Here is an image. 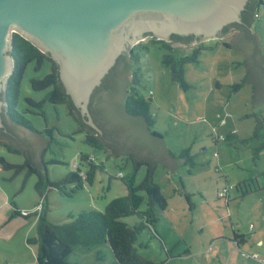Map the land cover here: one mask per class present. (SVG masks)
<instances>
[{"label": "rangeland", "instance_id": "1", "mask_svg": "<svg viewBox=\"0 0 264 264\" xmlns=\"http://www.w3.org/2000/svg\"><path fill=\"white\" fill-rule=\"evenodd\" d=\"M253 25L252 32L260 40L264 70V4L259 6ZM234 33L237 31L228 30L221 38L173 50L150 42L155 36L148 35L139 41L134 55L128 56L125 75L131 74V81L138 69L139 82L135 86L151 100L154 122L146 129L163 139L172 158H186L172 173L156 162L153 180L167 206L155 223L158 234L146 226L135 241L140 255L159 264H264V110L260 121L252 106L253 86L241 82L245 76L244 55L224 40ZM196 45H203L204 50L197 61L183 64L184 87L173 79L164 54L187 56ZM50 69L47 60L37 70L34 61L27 64L16 106L35 128L47 126L52 130V141L45 144L43 155L44 160H56L46 165L49 178H62L75 169V163L84 169L80 160L83 153L93 155L102 167H97L91 184L67 193L51 188L44 199L35 189V174L26 175L25 169L15 173L0 164V264L36 263V245L27 241L37 234L36 213L25 217L19 212L14 214L15 208L30 210L42 200L48 206L47 218L56 224L65 223L80 211L103 210L108 201L126 194L119 174L133 173L129 153L114 156L110 150L92 148L84 141V133L78 132L65 104L46 102L44 115L25 111L26 97L40 100L49 89L35 91L30 80L42 78ZM236 83L241 87L234 91L232 85ZM183 150L187 151L181 154ZM25 156L23 150L10 151L0 143V158L7 162L22 163ZM145 173L146 166H139L134 183L138 184ZM137 193L143 197L137 209L144 210L145 193ZM122 220L132 225L140 218L134 214ZM236 234L247 240L242 242ZM67 260L76 264H117L108 244L76 250Z\"/></svg>", "mask_w": 264, "mask_h": 264}, {"label": "water", "instance_id": "2", "mask_svg": "<svg viewBox=\"0 0 264 264\" xmlns=\"http://www.w3.org/2000/svg\"><path fill=\"white\" fill-rule=\"evenodd\" d=\"M247 1L0 0V92L5 90L7 79L13 72L11 39L13 33H19L56 61L65 92L79 108L86 123L101 133L90 113L89 103L93 92L115 66V76H111L93 97V106L99 110L100 119L116 134L120 145L130 146L147 156L154 167L160 162L167 167V173L177 172V167L186 158H172L163 139L151 135L141 117L127 115L122 109L123 88L131 79V74L125 75L129 70V64L125 66L128 52L148 35L169 42L172 47L221 38L225 26L241 22V12ZM172 34L191 35L195 39L190 43L170 41ZM256 37L258 54L253 50L252 42L238 32L224 40L244 55V78L248 80L242 83H250L256 88L252 106L261 121L264 70L261 69L260 40L257 34ZM122 54H126L125 59L117 62ZM5 106V101L0 98V127L3 126ZM20 134L21 139L37 144L36 154L48 142L41 135L37 139L33 133ZM28 142L20 145V149L31 156L35 148Z\"/></svg>", "mask_w": 264, "mask_h": 264}, {"label": "trees", "instance_id": "3", "mask_svg": "<svg viewBox=\"0 0 264 264\" xmlns=\"http://www.w3.org/2000/svg\"><path fill=\"white\" fill-rule=\"evenodd\" d=\"M264 4V0H248L244 10L241 12V22H233L225 26L222 30H236L241 36L249 39L253 44V50L258 54L259 42L256 34L252 32L254 18L258 14V8ZM192 38L189 36H181L172 34L171 40L187 43ZM150 42L158 43L163 47L173 50L169 42L150 38ZM226 46L229 44L223 42ZM130 49L128 56H133V51L136 46ZM204 50L203 45H196L192 49L191 54L182 57H175L171 52L164 54V62L171 66L172 77L181 83L182 86L187 87L184 81L183 64L186 61H197V57ZM10 54L13 57L14 68L13 72L7 79L6 87L3 92H0V98L5 101L6 106L2 112L3 126L0 127V143L4 144L10 151L17 152L20 145L24 146L25 141L21 139L20 133H33L37 139L41 136L47 139V143L52 141V130L45 127L39 130L34 127L31 120H29L24 112L17 109V102L20 93V82L24 70L30 62H35V70L39 69L45 60L51 64L50 71L42 78H32L30 80L31 87L35 91L48 89L42 99L35 100L32 97H26L27 112H35L44 115L43 105L48 102L53 105L65 104L68 114L72 116L75 123L78 125V132L84 133V141L92 148L110 150L111 153H129L132 160L133 173L129 175H122L120 178L127 188L126 194L114 197L106 204L103 210L89 209L77 213V215L70 221L56 224L47 218L48 206L43 201V206L40 211L36 213V236L28 238L29 243L36 245V263L35 264H76L67 260L68 256L79 249L90 248L93 246L108 244L113 254L114 260L117 264H159L142 255H140L135 247L137 235L144 227H150L156 234L155 223L160 211H163L167 206V201L161 193L160 187L153 180L154 164L150 162V158L140 154L134 148L126 145H120L119 138L113 134L107 123L100 119L99 110L93 106V97L95 92L105 85L111 76H115L114 67L103 78L101 85L93 92L89 103V110L93 120L101 128L99 133L93 127L86 123L85 118L81 115L80 110L70 96L65 92V89L59 79L58 65L51 56L41 51L31 41L26 39L19 33H13L11 39ZM126 54H122L117 59V62L125 59ZM116 65V64H115ZM128 63H125L127 66ZM257 65V66H256ZM256 68H260L255 64ZM262 68V67H261ZM138 69L132 74V80L125 85L122 109L125 114L130 116H139L145 122L147 128L154 122L150 115V98L144 97L135 84H138ZM246 77L242 78L241 82H245ZM120 81V80H119ZM121 83V81H120ZM234 91L240 87V83L232 85ZM256 88L253 87V95H255ZM109 93V92H108ZM114 94V91L111 95ZM100 106V105H99ZM101 110L103 107H100ZM33 109L39 111H34ZM148 130V129H147ZM21 131V132H20ZM153 136H157L151 130ZM234 133V132H233ZM29 143V142H28ZM39 143L40 140H39ZM35 144V143H34ZM30 144L35 148V152L30 155L26 154L22 163L7 162L4 158H0V164L4 169H13L15 173L25 169L26 175L35 174L37 180L35 182V189L40 196L46 199L47 192L51 188H56L64 193L79 189L83 184H91L94 180L97 167H102L93 155L81 154L80 160L84 162L85 168L82 169L81 164L75 163L73 170L69 171L62 178L50 179L47 171V163L56 162L55 159L44 160L43 155L46 147L41 148L40 161L36 157V145ZM44 144V143H42ZM124 150V151H123ZM22 151V150H21ZM187 150H183L181 154ZM141 165L146 166V173L143 179L138 183H134L135 172ZM67 186H72L66 189ZM138 191H143L146 197V208L138 210V205L142 201V195ZM16 214V208L13 210ZM137 215L140 220L134 224H128L123 221V217L130 215ZM29 216V215H27ZM26 217V216H25ZM237 238H243V235H237ZM160 240L162 238L160 236Z\"/></svg>", "mask_w": 264, "mask_h": 264}, {"label": "built area", "instance_id": "4", "mask_svg": "<svg viewBox=\"0 0 264 264\" xmlns=\"http://www.w3.org/2000/svg\"><path fill=\"white\" fill-rule=\"evenodd\" d=\"M74 165H75V164H74ZM119 176H122V174L120 173ZM42 206H43V202H42V200H40V202H39L38 204H36V205L34 206V208H32V209H30V210L22 209L21 211H17V212H19V214H21L22 216H27V215H29L31 212H38V211H40L41 208H42ZM255 256H257V255L255 254Z\"/></svg>", "mask_w": 264, "mask_h": 264}, {"label": "flooded vegetation", "instance_id": "5", "mask_svg": "<svg viewBox=\"0 0 264 264\" xmlns=\"http://www.w3.org/2000/svg\"><path fill=\"white\" fill-rule=\"evenodd\" d=\"M172 36V35H171ZM171 36H170V41H171ZM195 39L194 36H192V38L190 39L189 43L192 42ZM117 64V63H116Z\"/></svg>", "mask_w": 264, "mask_h": 264}, {"label": "crops", "instance_id": "6", "mask_svg": "<svg viewBox=\"0 0 264 264\" xmlns=\"http://www.w3.org/2000/svg\"><path fill=\"white\" fill-rule=\"evenodd\" d=\"M25 209V208H24ZM15 214V213H14ZM243 240H242V242H245L247 239L246 238H242ZM258 240V239H257ZM261 242V240H258V242ZM257 242V241H256Z\"/></svg>", "mask_w": 264, "mask_h": 264}]
</instances>
